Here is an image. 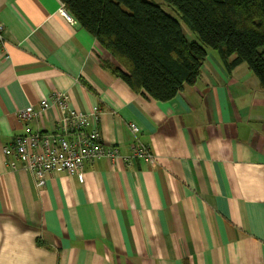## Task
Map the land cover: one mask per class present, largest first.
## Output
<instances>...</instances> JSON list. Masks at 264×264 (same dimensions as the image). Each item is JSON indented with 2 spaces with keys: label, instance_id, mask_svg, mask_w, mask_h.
<instances>
[{
  "label": "crops",
  "instance_id": "0c3cea01",
  "mask_svg": "<svg viewBox=\"0 0 264 264\" xmlns=\"http://www.w3.org/2000/svg\"><path fill=\"white\" fill-rule=\"evenodd\" d=\"M62 0H0V264H264V90L249 67L208 50L202 74L169 103L112 76L106 51L60 14ZM62 91L100 115L102 142L138 141L153 165L86 164L84 179L36 178L3 149L21 109ZM56 106L32 125L52 133ZM130 124L139 127L133 134Z\"/></svg>",
  "mask_w": 264,
  "mask_h": 264
},
{
  "label": "trees",
  "instance_id": "16d2710c",
  "mask_svg": "<svg viewBox=\"0 0 264 264\" xmlns=\"http://www.w3.org/2000/svg\"><path fill=\"white\" fill-rule=\"evenodd\" d=\"M62 0L106 51L103 67L132 91L175 100L201 77L208 50L228 70L245 64L264 90V0Z\"/></svg>",
  "mask_w": 264,
  "mask_h": 264
},
{
  "label": "built area",
  "instance_id": "2783aa9c",
  "mask_svg": "<svg viewBox=\"0 0 264 264\" xmlns=\"http://www.w3.org/2000/svg\"><path fill=\"white\" fill-rule=\"evenodd\" d=\"M59 12L68 23H74V14L65 4H62ZM4 40L5 26L0 22V46H4ZM53 106L58 108L60 115L54 131L48 134L33 131V123ZM104 111L78 112L70 107L68 95L57 91L48 99H43L38 109L29 106L19 111L23 134L5 147L3 154L29 170L36 178L38 187L45 186L47 176L56 171L75 175L83 182L85 165H92L100 159H106L112 166L133 167L138 161L155 164L156 156L143 143L136 141L130 148V155L123 156L117 147L102 142L99 118ZM130 130L134 135L140 132L135 124H130Z\"/></svg>",
  "mask_w": 264,
  "mask_h": 264
},
{
  "label": "rangeland",
  "instance_id": "374dc122",
  "mask_svg": "<svg viewBox=\"0 0 264 264\" xmlns=\"http://www.w3.org/2000/svg\"><path fill=\"white\" fill-rule=\"evenodd\" d=\"M148 1L154 2V4L160 6L166 13H168L169 15L177 19L182 24L179 16L175 13V11L169 6H167L166 4H164L161 0H148ZM182 26L190 41L192 42L195 41V42L200 43L198 37L195 34H192L185 25L182 24Z\"/></svg>",
  "mask_w": 264,
  "mask_h": 264
},
{
  "label": "water",
  "instance_id": "95a60500",
  "mask_svg": "<svg viewBox=\"0 0 264 264\" xmlns=\"http://www.w3.org/2000/svg\"><path fill=\"white\" fill-rule=\"evenodd\" d=\"M73 19H74V27L77 29L80 28L81 24H80L79 20L75 17V15L73 16Z\"/></svg>",
  "mask_w": 264,
  "mask_h": 264
}]
</instances>
